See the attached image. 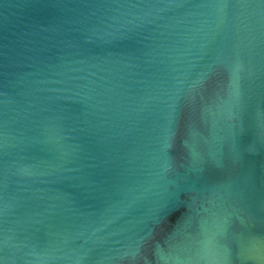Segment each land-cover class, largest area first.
Listing matches in <instances>:
<instances>
[{"label": "water", "instance_id": "water-1", "mask_svg": "<svg viewBox=\"0 0 264 264\" xmlns=\"http://www.w3.org/2000/svg\"><path fill=\"white\" fill-rule=\"evenodd\" d=\"M0 264H264V0H0Z\"/></svg>", "mask_w": 264, "mask_h": 264}]
</instances>
